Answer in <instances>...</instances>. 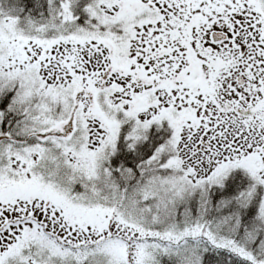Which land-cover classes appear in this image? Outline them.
<instances>
[{
    "label": "snow or ice",
    "instance_id": "obj_1",
    "mask_svg": "<svg viewBox=\"0 0 264 264\" xmlns=\"http://www.w3.org/2000/svg\"><path fill=\"white\" fill-rule=\"evenodd\" d=\"M0 264H264V0H0Z\"/></svg>",
    "mask_w": 264,
    "mask_h": 264
}]
</instances>
